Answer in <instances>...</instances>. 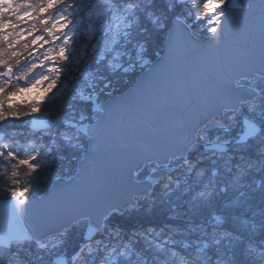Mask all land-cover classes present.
Here are the masks:
<instances>
[{
    "label": "snow or ice",
    "instance_id": "obj_1",
    "mask_svg": "<svg viewBox=\"0 0 264 264\" xmlns=\"http://www.w3.org/2000/svg\"><path fill=\"white\" fill-rule=\"evenodd\" d=\"M162 3L0 0V130L13 129L0 136L10 141L0 143V193L6 201L0 206V264H264V88L247 91L242 83L251 71L264 80V0ZM165 40L169 58L155 68L154 46ZM178 61L200 85L188 119L209 110L223 119H199L193 139L169 141L154 128L147 147L144 137L113 136L161 83L162 69ZM105 71L127 84L138 75L146 79L114 99ZM179 117L177 124L185 112ZM28 124L33 130L25 135ZM257 143L258 157L246 156ZM174 145L179 146L172 150ZM102 153L116 191L107 198L93 182ZM161 154L164 169L175 166L203 178L183 191L190 193L193 213L215 211L211 231L197 235L200 226L190 223L170 225L165 235L164 228L128 231L116 223L138 212L143 201L154 204L157 187L162 199L181 189L170 175L153 179ZM66 160L80 163L82 182L38 196L41 184L55 188L65 179L67 170L60 166ZM258 190L257 220L252 209ZM84 204L93 210L73 214ZM29 215L33 223L25 227ZM173 235L194 239L177 241Z\"/></svg>",
    "mask_w": 264,
    "mask_h": 264
},
{
    "label": "water",
    "instance_id": "obj_2",
    "mask_svg": "<svg viewBox=\"0 0 264 264\" xmlns=\"http://www.w3.org/2000/svg\"><path fill=\"white\" fill-rule=\"evenodd\" d=\"M232 3L239 4L241 0H232ZM252 3L258 4L259 0H252ZM198 39L200 38L198 37ZM168 58L169 49L167 47V41L165 40L163 53L156 59L154 67H161ZM248 76L249 79L247 81H251L259 75L251 71L248 73ZM145 79L146 77L144 75H140L133 86L122 94L127 96L133 93L136 87L141 85ZM251 88L255 87L244 85V90L250 91ZM199 90L200 85L195 82L190 70L185 68L182 61H178L168 68L162 69L161 83L146 95L142 102L135 105L133 121L122 123L113 130L112 135L128 138L144 137L143 140L149 142V144L145 145L146 147L150 145V137L154 135V133H152L154 128H159L162 137L169 141L193 139L199 119H204L211 115L222 117L218 111L209 110L196 120L188 119L187 112L191 111L198 102ZM122 94L114 96V99H119ZM181 112H185L184 122L177 124L176 121L180 120L179 114ZM170 121L171 127H169ZM178 146L179 145H174L172 150H175V147ZM106 159L107 155L104 153L98 157V168L93 176V182L97 190L102 192L105 198L116 195L115 189L111 186V176L105 167ZM166 162L164 154L156 157V164L160 165V167L159 171L153 174V179H161L176 170L175 166L170 169H164L163 164ZM79 170L80 163L78 164V172L72 176V178L64 179L59 185L55 186V188L50 186L47 192L42 196H46L55 190L71 189L79 185L82 182V177L78 174ZM126 178L130 183L133 182L131 181L130 175L127 173ZM147 184L148 182L144 181V185L147 186ZM5 203L6 201L0 199V206H3ZM92 210L93 209L89 205L84 204L74 208L72 212L73 214H78ZM33 219L34 217L29 215L22 221V225L31 227Z\"/></svg>",
    "mask_w": 264,
    "mask_h": 264
},
{
    "label": "trees",
    "instance_id": "obj_3",
    "mask_svg": "<svg viewBox=\"0 0 264 264\" xmlns=\"http://www.w3.org/2000/svg\"><path fill=\"white\" fill-rule=\"evenodd\" d=\"M160 6H163L162 0ZM199 37L203 38V34H199ZM163 43L159 45L158 48L154 46L155 56L156 58L159 57L160 54L163 52ZM47 47V46H46ZM41 52L44 50L41 49ZM102 75L108 76L110 78L111 76L108 75V73L105 71L101 73ZM114 76H118L114 75ZM139 76V75H138ZM137 76V77H138ZM135 77L134 82L138 79ZM120 84L113 85L112 88L116 91L114 92V96L122 94L124 91H126L127 88L133 86L134 82L132 84H127L125 82L124 78ZM98 84H103V81H98ZM244 83L248 84V82L244 81ZM113 84V83H112ZM99 88V87H98ZM223 119V118H222ZM29 125V124H28ZM27 125V127L24 129H30V127ZM8 131L11 132L12 128L2 129L0 131ZM27 130V132H29ZM260 151L259 144L252 145L251 149L245 153L246 156H252L253 158H257ZM193 158H195V154H193ZM78 162L69 160H66L63 162V164L60 166V171L64 172L67 170V175L65 178H71L72 175H74L78 168H77ZM173 180L178 181L180 179L181 189L174 192L173 195L169 199H162L160 196V189L159 187L156 188V200L154 204H150L147 201L142 202V207L138 212L133 213H125L123 217H120L116 223L119 224L120 227L124 228L125 230L131 231V230H140V229H146L149 226H153L157 231H159L161 228L165 229V235H168L167 228L170 225H178L181 228H184L188 226L190 223H195L200 226L199 230L197 231V235H200L201 232H209L211 229L215 226V221L212 219V216L215 215V211L210 209L211 215H200L199 213H193L191 209V203H190V193L185 194L183 189L185 187H192L195 189L196 185L198 183H203L204 180L201 178L198 180L196 176V172L193 171L191 174H184V171L178 170L174 175ZM185 181H187V184H185ZM50 187V186H49ZM48 187V188H49ZM48 188H44L43 184H41L38 187L37 195H42L45 190ZM241 191H247L246 189H241ZM232 195V194H230ZM259 190L257 192V198L254 203V207L252 211H254L257 215L255 219H259V212L261 210L262 205L259 201ZM0 199H3V193H0ZM4 200V199H3ZM249 218H251L252 213H248ZM170 217H173L170 219ZM241 220L244 219V217L240 218ZM227 227H232L233 224L230 223L226 225ZM173 239L177 241L181 240H187L188 243H191L194 237L191 236H181V235H173ZM206 237L201 236V240H205ZM69 241L71 243L72 238H69ZM142 246V245H141ZM179 247V244L177 245ZM221 250H225V246L221 245ZM149 259H151V254H147Z\"/></svg>",
    "mask_w": 264,
    "mask_h": 264
},
{
    "label": "rangeland",
    "instance_id": "obj_4",
    "mask_svg": "<svg viewBox=\"0 0 264 264\" xmlns=\"http://www.w3.org/2000/svg\"><path fill=\"white\" fill-rule=\"evenodd\" d=\"M44 50V49H43ZM39 71H40V69H38ZM38 71V72H39ZM108 79H110L111 81H112V86L113 85H117V84H120L121 82H122V80L123 79H120V77H118V76H111L110 78H108ZM261 83V84H264V82L263 81H261V80H259V79H256V80H253L252 82H250V84H251V86H255L256 84L255 83ZM104 84V83H103ZM103 84H98V87L99 88H103ZM98 88V89H99ZM34 92H35V90H34ZM29 127H30V129L28 130V129H26V130H24L23 129V132H24V134L26 135V133H28L27 132V130L30 132V131H32V126H31V124H29L28 125ZM13 130V129H12ZM22 143V142H21ZM153 166H156V165H153ZM177 182H179L180 183V179L177 181ZM216 214V213H215Z\"/></svg>",
    "mask_w": 264,
    "mask_h": 264
}]
</instances>
